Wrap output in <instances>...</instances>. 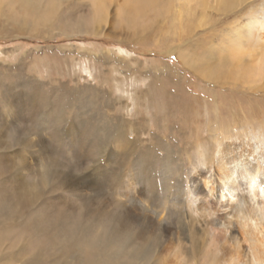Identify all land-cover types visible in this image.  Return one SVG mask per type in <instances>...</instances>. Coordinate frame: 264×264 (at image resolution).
Here are the masks:
<instances>
[{
    "label": "rangeland",
    "instance_id": "obj_1",
    "mask_svg": "<svg viewBox=\"0 0 264 264\" xmlns=\"http://www.w3.org/2000/svg\"><path fill=\"white\" fill-rule=\"evenodd\" d=\"M137 2L0 0V163L36 182L59 159L60 197L152 222L161 264H264V0Z\"/></svg>",
    "mask_w": 264,
    "mask_h": 264
},
{
    "label": "bare ground",
    "instance_id": "obj_2",
    "mask_svg": "<svg viewBox=\"0 0 264 264\" xmlns=\"http://www.w3.org/2000/svg\"><path fill=\"white\" fill-rule=\"evenodd\" d=\"M158 1L160 0H138L137 4L130 6V12L133 15H140L145 9L156 5ZM203 1L206 5L207 0ZM97 114L95 113V116ZM59 123L60 121L53 123L55 128L53 136L56 138H58ZM114 131V128L111 130L108 127L107 136L110 138L105 141L97 139L92 153L82 154V156H90L89 158L103 156L106 153L105 142L117 136L116 133L114 135ZM123 152L125 153L123 163L118 165V169L114 166L110 169L113 187L107 181L106 189L110 190L120 185L119 176L121 175L118 173L123 165L129 166L131 163L127 154L131 156L133 152L129 153L127 149ZM108 156L109 160H112L116 155L112 150ZM51 159L50 157L48 161H45L46 165L38 167L40 170L37 173L36 182L26 180L18 182L15 181L16 178H9L6 167L0 163L2 206L0 244L3 241L7 247V261L6 263L0 261L1 264H13L11 262L18 264L160 263L161 259L155 255L154 251L158 241L150 233L152 222L149 224L144 220L138 226L133 217L130 215L125 217L121 214V205L94 202L85 196L77 195L76 191L71 192L74 193L77 202L60 197V189L66 186L73 187L74 184L60 171V160ZM155 160H147L148 163L141 162L139 169L141 178L137 180L141 188H145V193L153 206L159 202V187L157 188L151 177H147L145 169L147 170L151 164L154 166ZM167 164L169 165V162ZM167 187L164 192H167ZM102 189L99 188L101 192Z\"/></svg>",
    "mask_w": 264,
    "mask_h": 264
}]
</instances>
